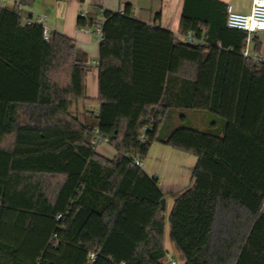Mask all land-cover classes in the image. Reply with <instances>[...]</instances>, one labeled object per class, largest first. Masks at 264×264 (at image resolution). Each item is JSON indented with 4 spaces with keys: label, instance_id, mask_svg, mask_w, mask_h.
<instances>
[{
    "label": "trees",
    "instance_id": "1",
    "mask_svg": "<svg viewBox=\"0 0 264 264\" xmlns=\"http://www.w3.org/2000/svg\"><path fill=\"white\" fill-rule=\"evenodd\" d=\"M34 2L0 6V264H164L167 222L185 264H264V63L244 56L228 5L185 0L180 33L203 46L131 4L103 10L100 108L83 124L70 107L88 99L90 67L74 39L23 21ZM77 27L99 24L79 16ZM181 111L218 119L184 126ZM155 143L197 157L168 219L160 180L135 161Z\"/></svg>",
    "mask_w": 264,
    "mask_h": 264
},
{
    "label": "crops",
    "instance_id": "2",
    "mask_svg": "<svg viewBox=\"0 0 264 264\" xmlns=\"http://www.w3.org/2000/svg\"><path fill=\"white\" fill-rule=\"evenodd\" d=\"M220 1L227 5H232L236 11L242 13L249 12L252 9L251 3H253V0ZM184 3L185 0H69L67 2H58L57 0H35L33 7L30 9L21 7L20 11L23 16L35 19L47 15V20L44 22V25L49 28L52 33L57 32L75 40L78 59L86 60L87 66L91 67L86 82L88 99L85 101L73 102L70 107V112L83 124L87 122L95 124V118L98 115L100 103L98 101L99 69L97 65H94V62L99 63L100 41L99 35L98 38L95 39L93 30L88 28L79 29L77 27L78 17H92L100 21L104 19L101 14L102 10L122 12L126 4H131L134 8L135 16L140 21L170 31L178 40L181 36H184L180 33ZM158 15H160V19H157ZM247 43L248 47L246 50L251 57L257 56L264 59V32L253 35L252 40ZM258 44L259 48H257ZM95 68H97L96 72L94 71ZM153 147L151 151L155 149ZM99 154L102 155L101 153ZM184 157L185 156H181L182 159ZM187 160H189V168L181 175L184 181L182 183L181 180L176 182V180H179V177H177L173 183L176 187L178 186V188H180L178 191L179 194L191 186L193 172L197 164V162L195 164L194 159L190 160L188 158ZM142 166L144 168V162ZM144 170L150 176H155L152 171L148 169ZM161 189L164 192L162 186ZM166 233L165 241L167 239Z\"/></svg>",
    "mask_w": 264,
    "mask_h": 264
},
{
    "label": "rangeland",
    "instance_id": "3",
    "mask_svg": "<svg viewBox=\"0 0 264 264\" xmlns=\"http://www.w3.org/2000/svg\"><path fill=\"white\" fill-rule=\"evenodd\" d=\"M0 6L10 11L16 9L14 0H0ZM25 7L26 9H30L33 6H25ZM250 12L251 10L246 13H250ZM93 34L95 39H97L98 38L97 32L93 31ZM94 71L96 72L97 68H95ZM181 112L185 113L188 117L187 122H185L184 124L181 123L184 126L189 125L193 127H199L201 129L206 127L207 120L208 122H210L218 119L215 115H212L210 113H200L194 111H181ZM181 124L180 121H177V125H181ZM153 148L155 149L153 151H150L148 157L143 161L144 169H148L149 171H152L155 174V176L160 180V185L162 186L164 192L166 193V198H167L166 218L168 219V216L171 213L172 208L174 206L175 199L179 195L178 191L180 189L178 188V186L176 187V185L173 184L174 180H176V178L179 177L178 178L179 180H176V182L181 180L182 183L184 179L183 176L181 177V175L189 168V160L187 159L188 158L190 160L194 159L196 164L197 158L194 155L188 153H182V151H179L177 149H174L170 146L163 144H155ZM97 149L99 153H101L103 156L109 159L114 158V156L116 155L115 149L107 143L98 144ZM181 156H185V157L182 159ZM56 182L57 179L50 180L52 186H55ZM166 229H167L166 230L167 239L165 241V245L168 249L167 256L174 257L177 260L178 264H185V260L181 252L178 250V248L173 242L171 236V228L168 222Z\"/></svg>",
    "mask_w": 264,
    "mask_h": 264
},
{
    "label": "built area",
    "instance_id": "4",
    "mask_svg": "<svg viewBox=\"0 0 264 264\" xmlns=\"http://www.w3.org/2000/svg\"><path fill=\"white\" fill-rule=\"evenodd\" d=\"M16 5V0H14ZM20 14L23 18V21L25 23H39L44 26V37L45 39H49L51 35V31L49 28H47L44 25V22L47 20V15H44L39 18H30L25 17L20 11ZM101 14L103 15V10L101 11ZM104 18V16H103ZM104 20L98 21L99 28L97 30L99 35V41L101 42L103 40V33H102V25L104 23ZM227 25L229 28L237 29L243 32H246L248 34L247 42H250L252 40V36L255 34H259L261 32H264V0H253L252 3V9L250 13H242L238 12L234 9L232 5H228L227 8ZM178 41L187 43V44H193L196 46H203L205 45V41L203 39L196 38L193 34H188L181 36ZM244 56L247 58H251L255 61H257L259 64L264 63V59L254 56L251 57L246 50L244 52ZM94 65H98V62H94ZM100 143H107V140L97 139L94 141V144L98 145ZM136 164L142 166L143 162L135 159ZM90 260H95V254H90ZM164 264H178L177 260L174 257H166Z\"/></svg>",
    "mask_w": 264,
    "mask_h": 264
}]
</instances>
